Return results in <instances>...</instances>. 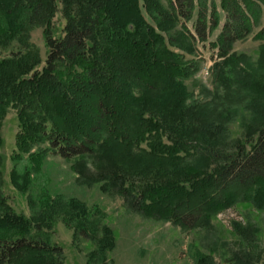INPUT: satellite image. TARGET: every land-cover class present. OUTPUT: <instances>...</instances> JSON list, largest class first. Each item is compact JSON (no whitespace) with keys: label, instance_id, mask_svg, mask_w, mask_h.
Instances as JSON below:
<instances>
[{"label":"trees","instance_id":"trees-1","mask_svg":"<svg viewBox=\"0 0 264 264\" xmlns=\"http://www.w3.org/2000/svg\"><path fill=\"white\" fill-rule=\"evenodd\" d=\"M36 26L44 55L31 41ZM250 35L264 50V0H0V131L14 111L12 159L92 156L102 163L81 167L83 176L182 229L232 207L264 185L262 76L244 82L260 105L250 108L256 119L228 145L218 125L191 123L183 92L201 69L202 49L217 71ZM2 143L0 133V264H64L63 246L51 239L55 221L85 233L89 211L49 199L36 214L16 211L4 192ZM10 179L17 187L13 170ZM111 243L99 241L91 262L102 264ZM193 257L213 264L210 255ZM225 261L254 264L237 255Z\"/></svg>","mask_w":264,"mask_h":264},{"label":"rangeland","instance_id":"rangeland-1","mask_svg":"<svg viewBox=\"0 0 264 264\" xmlns=\"http://www.w3.org/2000/svg\"><path fill=\"white\" fill-rule=\"evenodd\" d=\"M144 16L150 21L145 13ZM30 34L31 41L44 55L41 27H34ZM252 36L235 42L229 63L217 71L212 69L214 59L202 49L201 69L185 81L183 104L190 111L191 123L195 125L198 120L218 125L217 135L223 145L243 137L245 129L256 119L251 106L260 107L251 101L252 91L245 85L249 75H260L264 81V50L257 48L259 41ZM186 128L191 133L193 126ZM16 131L15 112L8 111L0 131L1 152L4 192L10 196L14 209L29 216L38 212L40 202L49 199L65 206L79 204L89 211L80 223L85 233L75 234L61 219L55 221L51 239L63 246L64 264H100L97 259L91 262V258L93 254L97 256L98 242L102 239L104 243L106 239L112 240L102 264H195V251L210 255L213 264H234L225 259L236 255L252 259L254 264H264V193L260 194L264 192L263 184L247 199H238L232 207L201 217L195 226L182 229L164 218L150 217L129 208L109 183L83 176L81 167L94 170L102 163L92 156L69 160L47 156L39 165L32 164L27 156L12 159ZM128 158L136 163L143 161L133 153ZM12 170L18 174L17 187L11 183ZM122 171L131 174L130 168ZM154 171L153 166L133 174L141 177ZM29 199L37 205L30 207Z\"/></svg>","mask_w":264,"mask_h":264}]
</instances>
